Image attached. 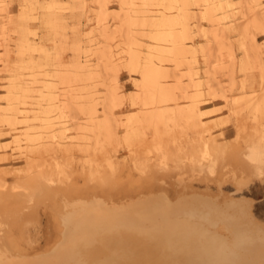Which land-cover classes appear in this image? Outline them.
I'll return each instance as SVG.
<instances>
[{
	"label": "rangeland",
	"instance_id": "374dc122",
	"mask_svg": "<svg viewBox=\"0 0 264 264\" xmlns=\"http://www.w3.org/2000/svg\"><path fill=\"white\" fill-rule=\"evenodd\" d=\"M161 1L152 0L149 10L153 19L142 30L141 21L131 28L125 24V17L132 11V4L125 0H0V141L2 144L12 141L14 131L9 125L23 126L18 124L20 116L17 117V110L11 109L13 104L18 107L17 98L11 96L24 80L34 89L30 93L31 98L27 99L32 105L29 108L33 123L39 126L42 112L51 109L50 114H57L60 121L53 127L49 126L48 131H63L67 138H79L80 148L88 146L86 153L74 149L68 157L55 145V149L52 147L47 152L48 155L40 153L47 157L41 159L42 156H38V164L43 171L55 164L62 165L64 174L61 179L59 176V179L56 176L52 179L56 181L53 187L67 188L63 191L64 200L68 201L70 197L68 202L74 203L77 200L74 196L79 195L78 199L82 198L84 201L81 202H85L87 198L83 199L84 196L80 195L83 189L101 186L103 193L99 190L95 192L100 199L114 202H125L129 198L145 200L152 198L154 189H143L129 195H123L121 190L125 187L138 189L150 182L154 186L152 188L158 189L154 192L160 193L156 194L159 198L153 196L169 198L167 203L175 204L177 200H182L175 204L181 206L182 202L194 205L198 201L200 207L212 205L226 212L229 209L228 213L243 208L248 219L264 231V168L261 167L264 162L257 167L249 159L246 160L252 143L258 141L264 144V140L259 142L255 131L258 128L264 130V94L259 91L264 78V0H165L164 5H160ZM135 32L138 36L132 34ZM133 42L138 47L128 49ZM168 47L178 48L179 54L174 50L178 63L159 56ZM132 53H135L133 70L128 60V55L131 57ZM149 62L161 66L159 86L171 98L165 105L171 108L170 111L176 105L180 107L175 132H171L174 131L171 128L165 130L161 124L153 125L150 121L154 107L149 96L144 95L143 88H140ZM45 81L54 82L56 97H42ZM197 95L199 98L193 100ZM239 97L243 98L239 101ZM252 98L257 99L253 107L248 106ZM191 104H196L197 110L194 112V109L193 116H196L188 123L184 116L193 107ZM201 104H204L208 115H200L197 107ZM258 109L260 112H257ZM170 111V116H173ZM89 119L93 125L89 124L92 123ZM101 130L106 137L113 134L112 137H102ZM86 131L88 134H85ZM155 133L160 139L154 138L153 141L152 134ZM208 133L224 145L221 152L212 153L215 159L218 158L213 172L208 170L211 164L208 159L198 162L201 167L197 162L194 165L193 160L198 161L196 156L199 154L193 149L195 144L189 148L190 140L197 143ZM90 136L95 139L88 138ZM128 139H132L131 145L137 146L129 147ZM10 147L13 155L10 158L14 164L7 166V161L0 162L1 168L9 169L5 172L7 175L0 174V182L7 188L11 187V183L33 185L37 179L33 173H28L24 154L14 153L11 144ZM182 152L185 155H181L184 154ZM201 164H205L204 168ZM11 167L17 169L13 174L15 178L17 176L16 180L13 175H8ZM40 167L35 171H41ZM90 170H94L93 176H90ZM190 197L191 200L188 199ZM36 210L37 218L25 226L24 236L31 246L44 247L52 231L44 206L39 205ZM27 211L24 210L25 213Z\"/></svg>",
	"mask_w": 264,
	"mask_h": 264
},
{
	"label": "bare ground",
	"instance_id": "6f19581e",
	"mask_svg": "<svg viewBox=\"0 0 264 264\" xmlns=\"http://www.w3.org/2000/svg\"><path fill=\"white\" fill-rule=\"evenodd\" d=\"M123 1L124 0H122V2ZM126 1H129L132 4V11L128 14L127 17H125L126 19L125 24H127L131 28L134 24H136L137 22L139 23V21H141L140 22L141 28L142 30H144L145 24L153 19V14L150 11L151 9L149 10V6L152 4V0H125V2ZM164 1L165 0H162L160 2V5H164ZM223 2H227V0H224ZM137 3H139V5ZM168 6H171V4L168 3ZM99 10L101 9L99 8ZM101 11L99 12L101 13ZM127 11L129 12L130 10ZM127 33L130 32L127 31ZM132 34L136 35V32ZM137 34H139V32ZM127 42L128 41H126V43ZM164 46L166 47V45ZM175 46L177 45L175 44ZM134 47L135 48L138 47V44L136 42L131 43L128 46V49H132ZM177 49L175 47L174 48L168 47L166 48V50H162L159 56L161 57L165 56L167 58V61L169 60L170 62L176 63L177 56L175 58L174 55L176 53L179 54L178 52L179 50L177 51ZM174 50H176L175 54H174ZM134 54L132 53L131 57L130 54L128 55L129 56L128 60L130 59L129 65L132 70L135 67ZM103 58L105 57L103 56ZM40 59L41 58H39L38 60ZM160 62L159 65L161 64ZM149 63L150 64L146 66V69H144L145 72L144 71H143L144 73L142 72L143 81L140 82V84L143 83V85L142 87L140 85V88H143L144 91L142 90V92H145L144 95L149 96L150 104H152V106L154 107L152 111L153 118H151L150 121L152 122L153 125L154 124L163 125L165 130L166 129L168 130L169 128L174 130V128L177 127L178 125L179 116L181 114L180 107H177L176 105V107H174V110L170 111L171 108H169L170 109L169 110L168 109L169 106L165 105L170 101L171 98L169 99L167 97L168 94L167 95L164 94L162 92L163 88H160L159 86L160 84L158 79L161 75V69H160L161 66L159 67L157 64L155 65L151 62ZM261 84L262 85L260 86V88L262 89L260 90L259 88V91H263V93L261 92L260 93L264 94V78L262 79ZM44 85L45 86L42 91V97L48 99H52L56 97L54 82L48 83L47 81H45ZM33 91L34 89H32L29 83H26L24 80H22V83L18 85V87H16L15 92L11 97L17 98L18 107L13 104L11 109H13L14 111L17 110V117L20 116L19 117L20 122H18V124H21L23 126L21 128L20 127L18 128L17 125L15 127V124L11 123L12 125H9L10 130L12 132L14 131L13 136H11V138L13 137V139H11L12 141L4 144H2L0 141V162L7 161V166L8 165L11 166L14 164L12 163V158H10L13 157L10 151L12 149L10 147L11 144L13 146L14 153H17L19 155L24 154V157L26 159L25 162L28 165L29 172L28 171L27 172L31 174L33 173V176L35 175L37 179L36 181L33 180L34 184L31 186L29 184L25 185L23 183L22 185H20L21 183L20 184L11 183L12 185L11 187L8 186L9 188L5 186L6 184H2V182H0V264H264V231L261 230L260 228H257L254 222H252L253 221L252 219L251 220L248 219L245 212L242 211L243 208L241 210H236V209L235 211L231 210L230 211L231 213H228L229 209L228 212H226V211H222V209L219 210V208H214L212 207V205L200 207V205L197 203L198 201L196 202L197 205H195L196 203L194 205L193 204L191 205L190 204L191 202H189L188 204H184L185 202H182L183 205L181 206L175 205L176 202L178 203L181 202L182 200L181 201L177 200L175 204H173L174 202L172 204L168 202L170 204L169 206V204L167 203L169 198L158 199L159 197L156 194H158L159 192L156 193L154 192L157 191L158 189L155 190V188H152L154 186L150 182L138 189L125 187L121 190V193H123V195H129L131 192H132L131 194H133V192L139 193L141 192L140 190L143 189L144 191L145 190L150 191L151 189L152 190L154 189L152 191V198H148L145 200L136 201L129 198V200L125 202L122 201L114 202L108 199H100L99 197L96 196L95 192L96 190H99L101 193H103L102 190L103 186H101L102 188L99 187L97 189L95 187L94 188L88 187L86 189H83L80 195L81 197L84 196L83 199L87 198L85 202H81L82 198H80L81 200L78 199L80 197L79 195H76L77 197L74 196L75 198H77L76 201L75 200L73 201L74 203H69L70 197H68L69 202L64 200L66 196L63 197L62 195L65 194L63 193V191H65L67 188L65 190L64 188H61L60 186L61 184L59 185L60 187H53V184L56 181L52 179L53 176L54 177L56 176L57 178L59 176L60 178L61 175L64 174L62 165L59 166V164H55L53 168L43 171L40 167V164H38L40 158L38 156L41 155L40 154L41 152L44 153L49 152V150H51L53 146L55 147V145L60 148L61 150V151L59 150L60 152L64 153L68 157L73 152L74 149L86 153L88 146L86 147V149H83L85 147L80 148L78 144V141H80L78 140L79 138L78 139L67 138L63 131L57 132L55 129L52 128L51 131H48L49 126L53 127L52 125H54V123H58L60 121V118L58 117L57 114L54 115L50 114L52 111L51 109L42 112V118L40 119L39 122L40 124L39 126H36V123H33V119H32L33 117H31V111H30L31 108H29L30 104H28V102L30 101L28 100L27 102V99L30 97V93ZM193 98L192 99L195 100L196 98H199V95L194 96ZM242 98L243 97H239L238 100L240 101ZM256 100L257 99L255 98L250 99L248 101L249 102L248 106H252V107L255 106V103L257 102ZM195 102H197V100ZM193 103L194 102H192V104ZM172 104L174 105V103ZM196 106L197 105L195 104V106L191 108L190 112H188L187 115L185 114L186 116H184V118L186 122L191 123V121H193L191 119H193V117L196 116L195 114L193 116V111L196 108ZM145 108L146 107H144V109ZM197 108H199V112L201 116L208 115V113L204 109V104H201ZM196 110L197 109H195L194 112H196ZM169 111L171 113L173 112L172 113L173 116H170L171 114L169 113ZM257 112H260L259 109ZM262 115L264 114L262 113ZM94 117L96 118V116ZM261 117H258V119ZM89 121L92 120L89 119ZM107 121L105 118L106 126L109 127L110 125L107 124ZM186 122L184 123L186 124ZM89 124L93 125V121L92 123ZM195 124L198 125V123ZM89 129L91 130V128ZM96 129H92V130L95 131ZM200 129L202 130V128ZM102 130L101 132H103ZM151 131L153 132V130ZM208 131L209 130L207 129V132ZM255 131H256V136L259 138V142L264 140V130L258 128ZM171 132H175V130ZM85 134H88L87 131ZM253 134L254 133H252V136ZM207 135L208 136L204 138L200 137L199 139L200 141H198L197 143H195V141L193 143V141L190 140L191 147L189 146L188 147L192 148L194 144L196 145V147L194 146L193 149H196L194 150L197 151L195 153L199 154V156H196L199 157V160L195 156H193V158L195 157L198 160V161L193 160L194 165L196 162L198 163L199 161L201 162L205 159L206 160L208 159L211 162V164L208 166V170L210 172H213L215 169L214 166L216 163V159L218 158L215 159V157L213 156L214 154L212 153H214L215 151L219 152L224 145L221 144L222 142L219 143L220 141H217L212 134L208 133ZM101 136L102 137L105 136L104 132L103 135L101 133ZM152 136H154L152 138L153 141L154 138L157 140L159 138V135L157 133H155L154 135L152 134ZM91 137L93 136H90L88 138ZM111 137H106V138H111ZM138 137L139 136H137V138ZM137 138L135 139L138 141ZM131 141L132 139L127 140L129 147L137 146V145L133 146V144L131 145L130 144ZM153 141L151 140V142ZM171 141H173V139H171ZM247 141L249 142V140ZM142 144L143 143L141 142V145ZM88 145H90V143H88ZM246 146H248V144ZM148 151L149 152L151 151L150 153H152V150H148ZM218 152L217 154H219ZM248 152H249L248 155H246L248 158L246 160L248 161L249 159V161H251V163L253 162V165L256 164L255 166L257 167H259V165L261 166V163L264 162L263 161L264 144L262 142L258 143V141L257 143H252V145L249 147ZM48 154L49 153H47L46 155ZM181 155H185V153ZM43 156L41 157V159L45 157ZM163 156L165 157V155ZM18 157L20 158V156ZM175 158L173 160H175ZM163 160H161V162H164ZM190 162L191 161H189V165L190 166L193 165L192 162L191 163ZM206 162L207 161L203 163ZM54 163L56 162H53V164ZM198 165L199 167H201L200 163H198ZM198 165L196 167H198ZM1 167H0V174L3 173L5 175L6 174L5 172H7L6 170L9 169L5 170V168H1ZM37 167L38 168L40 167V170L43 172L39 170L35 171ZM193 167L191 166L192 169H194ZM261 167L264 168V166ZM15 168L10 169L11 173L8 174L10 175V177L11 175L16 174L15 172L17 171V169ZM251 170L254 169L252 168ZM255 170H258V168H256ZM94 174H95L94 170H90V176H93ZM19 177L21 176L19 175ZM26 177H32V176H26ZM14 179L16 180L17 176L16 178L14 176ZM151 180L152 179H150L149 181ZM2 181L4 182V179ZM30 181L32 182L31 179ZM239 183L238 185H240ZM71 191L69 192V194L71 193ZM153 195H156L158 198H156ZM70 196L72 197L71 199L73 200L74 197L72 195ZM135 196H133V198ZM161 196L163 195L161 194ZM191 197L188 199L191 200L192 199ZM195 197L196 196H194V198ZM200 198L203 199L202 197ZM90 199L91 201L90 203H88L87 201H89ZM181 199H183V197ZM228 201L230 202L229 198ZM243 202L242 204L245 203ZM39 205L44 206V211L46 212V215L48 217V221L52 232L49 233L48 240L45 242L44 247H33L31 246V244H29V242L26 241V237L24 236L25 233L24 230H25V226L30 221H33L34 219L37 218L36 209L38 208ZM224 205H228V203ZM26 209L28 211L25 213L24 210Z\"/></svg>",
	"mask_w": 264,
	"mask_h": 264
}]
</instances>
